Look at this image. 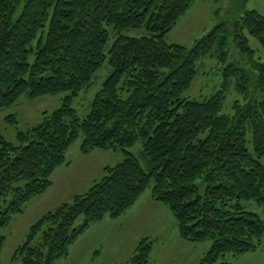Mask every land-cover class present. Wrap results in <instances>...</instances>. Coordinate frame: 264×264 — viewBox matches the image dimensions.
Listing matches in <instances>:
<instances>
[{
  "label": "trees",
  "instance_id": "trees-1",
  "mask_svg": "<svg viewBox=\"0 0 264 264\" xmlns=\"http://www.w3.org/2000/svg\"><path fill=\"white\" fill-rule=\"evenodd\" d=\"M195 1L0 0V111L22 96L70 93L41 125L18 133L20 146L0 135V230L51 188L52 173L66 164V153L80 135L83 155L121 150L125 156L117 166L106 167L103 180L87 193L40 218L14 259L57 264L68 258L72 244L90 226L119 219L152 182V199L175 217L182 240L212 243L197 264H229L220 260L258 250L264 222L240 202L255 201L264 211V101L252 99L249 73L234 63L224 69L225 77L236 78L245 102L235 103L233 116L221 113L228 84L204 102L182 99L200 60H228L225 23L191 50L166 43ZM48 23L45 42L30 49ZM105 25L116 31L144 28L146 34L120 35L106 52L110 35ZM233 30L234 45L264 94V62L256 60L246 36L264 48V16L249 12ZM107 61L112 73L81 121L72 102ZM9 122L17 120L12 116ZM248 134L255 156L247 148ZM139 142L150 172L131 152ZM4 244L0 236V258ZM152 250L151 241H141L128 264H151Z\"/></svg>",
  "mask_w": 264,
  "mask_h": 264
},
{
  "label": "rangeland",
  "instance_id": "rangeland-1",
  "mask_svg": "<svg viewBox=\"0 0 264 264\" xmlns=\"http://www.w3.org/2000/svg\"><path fill=\"white\" fill-rule=\"evenodd\" d=\"M252 11L264 16V0H196L190 10L180 18L178 24L165 38L169 45L178 44L191 50L197 42L210 34L220 24L225 23L230 30L226 46L227 62L222 64L216 58L200 60L197 63L198 74L190 89L182 95V99L204 102L222 91L223 85L228 84L221 113L224 116H233L235 103L245 102L244 96L238 92L236 78L227 80L225 77L224 69L234 63L249 73L252 83L250 86L252 99L259 102L264 101V94L256 88V75L246 66L245 60L234 45V25ZM48 28L49 23L39 33L30 49L37 50L42 39L45 42ZM105 29L110 35L106 52L109 51L120 35L137 38L146 34L144 28L116 31L112 26L105 25ZM246 36L255 53L256 60L264 62V48L256 38L247 32ZM33 61L34 53L29 58L30 63ZM111 73L112 70L107 61L95 74L92 85L74 98L72 108L75 110L78 119L83 121L88 117L96 95ZM69 95L70 93L64 92L55 96H44L36 99L22 96L15 105L0 111V135L10 144L16 147L20 146L17 138L18 133H27L30 129L41 125L46 117L62 108L65 98ZM127 95L125 93L123 97ZM12 116L17 120V123L9 122ZM247 139V148L255 156L252 135L248 134ZM82 142L83 136L80 135L68 149L66 164L57 168L50 177L51 188L44 195L28 203L24 213L14 216L10 225L0 230V236L5 238L0 264H22L21 259H14V255L16 250L25 243L30 228L47 213L54 211L63 204L72 203L75 197L87 193L95 182H101L105 175L103 172L105 167H115L125 159L121 150H94L89 155H83L81 153ZM131 152L139 160L144 171L150 172V164L144 156L141 142L132 148ZM260 162L264 166V159ZM198 183L201 185L202 181L199 180ZM152 188L153 182L142 195V204L150 199ZM203 189L204 186H201V190ZM9 200H12V197ZM142 204L140 205L142 209L135 212L134 217L130 220H126L124 232L120 230V226L115 224L98 232H89L88 237H79L74 248H70V256L57 264H128L134 250L146 238H150L151 240L148 241L153 243L151 264H195L209 251L212 244L210 241L198 244L182 240L176 241L173 235H177L178 225L167 208L164 209L168 211V214L164 216V214L160 215L156 212H146ZM240 205L245 211L256 214L264 222L263 207L257 202L241 201ZM146 215H152V217H145ZM149 219L161 220L165 225L164 230H168L166 234L153 233L154 225L148 222ZM113 221L116 220L113 219ZM127 222L130 223L127 224ZM82 223L83 219H80L77 226ZM124 224L125 221L121 225ZM107 236H111V238ZM90 237L92 240L89 241ZM95 252L101 254V259H95ZM224 262L229 264H264V239L257 251L238 257L226 255L220 260V263Z\"/></svg>",
  "mask_w": 264,
  "mask_h": 264
},
{
  "label": "crops",
  "instance_id": "crops-1",
  "mask_svg": "<svg viewBox=\"0 0 264 264\" xmlns=\"http://www.w3.org/2000/svg\"><path fill=\"white\" fill-rule=\"evenodd\" d=\"M106 168V167H105ZM105 168L103 169V172H104V170H105ZM96 183V182H95ZM93 186V185H92ZM142 198V197H141ZM139 199L138 201H137V203L130 209V210H128L124 215H122L121 217H120V219H118V220H116V221H113V219H105L104 221H102V222H100V223H97V224H94V225H92V226H90V228H88L81 236H80V238H86V237H88V235L87 234H89V232H98V231H100L101 229H103V228H105V227H107V226H113L114 224L115 225H118V226H120V230L121 231H123L124 232V227L126 226V220H130L132 217H134V213L135 212H138V211H140L142 208L140 207V205L142 204L141 202H143L142 201V199ZM143 206H144V208L146 209V212H156V213H159L160 215L161 214H164V216H167V212L168 211H166V209H164V208H167V207H164V205H162V204H160V203H157V202H155L153 199H152V197L150 196V199L148 200V201H145V203H143L142 204ZM168 209V208H167ZM171 213V212H170ZM151 214V213H150ZM172 214V213H171ZM145 217H148V218H151L152 217V215H146ZM175 218V217H174ZM165 219H167V218H165ZM164 220V219H163ZM176 220V219H175ZM125 221V224L124 225H121L122 224V222H124ZM148 222H151V224H153L154 225V227H153V230H152V228H151V230L153 231V233H160L159 235H164V234H166V232L168 231V230H164V226L165 225H163V222L160 220V221H155L154 219H149L148 220ZM164 222H165V220H164ZM176 222H177V220H176ZM130 222H127V224H129ZM163 225V226H162ZM177 225H178V223H177ZM90 236V235H89ZM174 236V238L176 239V241L177 242H180V240H182V238L180 237V235H179V232L177 231V235H173ZM107 237H109V238H111V236H107ZM147 240H151L150 238H146ZM78 240V239H77ZM76 240V241H77ZM90 240H92V238L90 237L89 238V241ZM75 241V242H76ZM182 241H184V240H182ZM75 242H74V244H75ZM184 242H186V241H184ZM189 243V242H188ZM74 244H72V248H74ZM193 244V243H192ZM70 247V248H71ZM136 250V249H135ZM135 250H134V252H135ZM134 252H133V255H134ZM96 254H95V259L97 260V259H101V254H99V252H95ZM70 254H71V249H70ZM98 254V255H97ZM70 256V255H69ZM133 257V256H132ZM131 257V258H132ZM131 258H130V260H131ZM198 263V262H197ZM197 263H195V264H197ZM118 264H124V263H118Z\"/></svg>",
  "mask_w": 264,
  "mask_h": 264
}]
</instances>
